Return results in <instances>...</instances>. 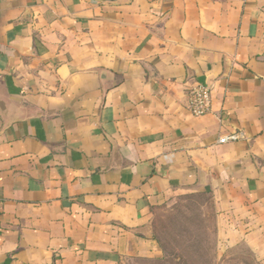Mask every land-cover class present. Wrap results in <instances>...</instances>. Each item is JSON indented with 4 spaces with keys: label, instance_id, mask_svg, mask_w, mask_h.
I'll return each instance as SVG.
<instances>
[{
    "label": "crops",
    "instance_id": "crops-1",
    "mask_svg": "<svg viewBox=\"0 0 264 264\" xmlns=\"http://www.w3.org/2000/svg\"><path fill=\"white\" fill-rule=\"evenodd\" d=\"M201 191L264 264V0H0V264L160 258Z\"/></svg>",
    "mask_w": 264,
    "mask_h": 264
},
{
    "label": "rangeland",
    "instance_id": "rangeland-1",
    "mask_svg": "<svg viewBox=\"0 0 264 264\" xmlns=\"http://www.w3.org/2000/svg\"><path fill=\"white\" fill-rule=\"evenodd\" d=\"M206 198L207 195L202 194L187 198L184 194L153 207L148 225L152 234L164 241L165 257L133 256L124 259L121 264H198L193 263L191 258L187 262L175 260L177 255L192 257L194 250L202 255L207 254L206 258L216 263L248 264V259L252 260L249 255L253 252L246 243L227 247L224 251L219 248L215 214Z\"/></svg>",
    "mask_w": 264,
    "mask_h": 264
},
{
    "label": "built area",
    "instance_id": "built-area-1",
    "mask_svg": "<svg viewBox=\"0 0 264 264\" xmlns=\"http://www.w3.org/2000/svg\"><path fill=\"white\" fill-rule=\"evenodd\" d=\"M190 111L195 117L204 116L212 110V87L208 84H197L189 91ZM237 139V135L223 136L219 143Z\"/></svg>",
    "mask_w": 264,
    "mask_h": 264
},
{
    "label": "trees",
    "instance_id": "trees-1",
    "mask_svg": "<svg viewBox=\"0 0 264 264\" xmlns=\"http://www.w3.org/2000/svg\"><path fill=\"white\" fill-rule=\"evenodd\" d=\"M194 194H202V195H207L206 201H208V204L210 205V207L213 209V203H212V196L209 193V191H201V192H191L186 194L187 198H191ZM214 211V210H213ZM215 214V213H214ZM216 234H217V230H216ZM154 238L158 241V243L160 244L162 251H163V257H165V252H166V246L164 244V241L157 236L154 233ZM252 253V252H251ZM195 255V256H194ZM194 255L192 257H188V256H181V255H177L175 260H179V261H183V262H187V260H189L191 258V261L193 263H198V264H220V263H216L215 260L213 259H208L207 254L202 255L199 254L197 250H194ZM252 255V256H251ZM249 257H252L251 259H248L250 262L248 264H260L259 261L255 258V255L252 253L249 255ZM187 258V259H186ZM254 258V259H253ZM246 259V257H245ZM254 260V261H253ZM190 261V260H189Z\"/></svg>",
    "mask_w": 264,
    "mask_h": 264
}]
</instances>
